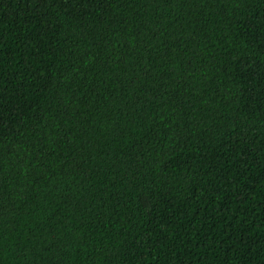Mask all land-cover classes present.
I'll return each mask as SVG.
<instances>
[{"label": "trees", "instance_id": "1", "mask_svg": "<svg viewBox=\"0 0 264 264\" xmlns=\"http://www.w3.org/2000/svg\"><path fill=\"white\" fill-rule=\"evenodd\" d=\"M0 264H264V0H0Z\"/></svg>", "mask_w": 264, "mask_h": 264}]
</instances>
